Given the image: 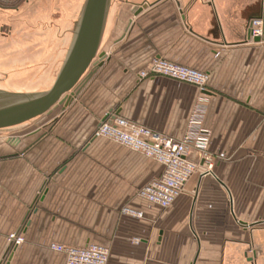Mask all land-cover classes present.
<instances>
[{"label": "crops", "instance_id": "0c3cea01", "mask_svg": "<svg viewBox=\"0 0 264 264\" xmlns=\"http://www.w3.org/2000/svg\"><path fill=\"white\" fill-rule=\"evenodd\" d=\"M257 17L264 0H111L98 51L106 55L80 92L0 131V264H65L52 243L105 245L108 264H264V40H249ZM156 57L209 73L205 125L217 157L213 173L193 175L167 208L138 195L161 163L94 136L115 111L183 137L199 88L139 80ZM126 205L144 217L122 214ZM17 231L25 240L14 245Z\"/></svg>", "mask_w": 264, "mask_h": 264}, {"label": "built area", "instance_id": "2783aa9c", "mask_svg": "<svg viewBox=\"0 0 264 264\" xmlns=\"http://www.w3.org/2000/svg\"><path fill=\"white\" fill-rule=\"evenodd\" d=\"M251 42L255 37L264 39V19L254 18L249 27ZM166 76L175 80L196 85L200 96L188 119L187 129L182 138L153 130L143 124L108 112L94 131L95 137L112 140L122 146L156 160L164 167L163 173L143 185L138 195L162 208L169 207L184 191L186 184L198 172L212 174L215 158L210 150L212 131L205 125L208 104L209 73L168 60L156 57L145 69L137 73L139 80ZM121 213L136 218H143L142 210L123 206ZM24 236L17 231L10 235L9 241L14 245L24 242ZM139 242V239H136ZM50 248L63 253L65 264H108L110 249L101 244L91 243L85 246L52 243ZM252 251V250H250Z\"/></svg>", "mask_w": 264, "mask_h": 264}, {"label": "rangeland", "instance_id": "374dc122", "mask_svg": "<svg viewBox=\"0 0 264 264\" xmlns=\"http://www.w3.org/2000/svg\"><path fill=\"white\" fill-rule=\"evenodd\" d=\"M74 1L0 0V91L33 94L52 86L82 9L73 14Z\"/></svg>", "mask_w": 264, "mask_h": 264}, {"label": "water", "instance_id": "95a60500", "mask_svg": "<svg viewBox=\"0 0 264 264\" xmlns=\"http://www.w3.org/2000/svg\"><path fill=\"white\" fill-rule=\"evenodd\" d=\"M110 4L111 0L85 1L54 83L48 90L40 93H8L14 95L15 99L0 105V131L22 125L40 116H49L59 106H67L74 99L102 65L106 55L105 52L98 51ZM141 10V7H136L133 12L137 14ZM250 35L249 32V38ZM254 40L259 41L260 37H255ZM91 65L92 71L85 76Z\"/></svg>", "mask_w": 264, "mask_h": 264}, {"label": "bare ground", "instance_id": "6f19581e", "mask_svg": "<svg viewBox=\"0 0 264 264\" xmlns=\"http://www.w3.org/2000/svg\"><path fill=\"white\" fill-rule=\"evenodd\" d=\"M11 92H2L0 91V105H5L10 102H12L13 99H15L14 95L8 94Z\"/></svg>", "mask_w": 264, "mask_h": 264}]
</instances>
